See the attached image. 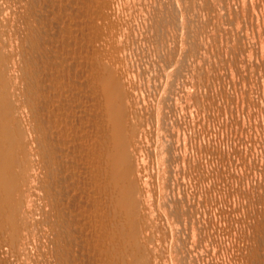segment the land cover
I'll use <instances>...</instances> for the list:
<instances>
[{"label": "bare ground", "instance_id": "6f19581e", "mask_svg": "<svg viewBox=\"0 0 264 264\" xmlns=\"http://www.w3.org/2000/svg\"><path fill=\"white\" fill-rule=\"evenodd\" d=\"M0 264H264V0H0Z\"/></svg>", "mask_w": 264, "mask_h": 264}, {"label": "rangeland", "instance_id": "374dc122", "mask_svg": "<svg viewBox=\"0 0 264 264\" xmlns=\"http://www.w3.org/2000/svg\"><path fill=\"white\" fill-rule=\"evenodd\" d=\"M221 186V185H220Z\"/></svg>", "mask_w": 264, "mask_h": 264}]
</instances>
